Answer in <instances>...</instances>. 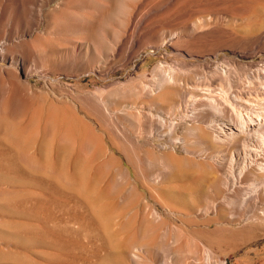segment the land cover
<instances>
[{
  "label": "rangeland",
  "instance_id": "obj_1",
  "mask_svg": "<svg viewBox=\"0 0 264 264\" xmlns=\"http://www.w3.org/2000/svg\"><path fill=\"white\" fill-rule=\"evenodd\" d=\"M7 35L0 264H264L252 176L224 204L205 156L237 142L197 143L211 95L264 70V0H0Z\"/></svg>",
  "mask_w": 264,
  "mask_h": 264
},
{
  "label": "bare ground",
  "instance_id": "obj_2",
  "mask_svg": "<svg viewBox=\"0 0 264 264\" xmlns=\"http://www.w3.org/2000/svg\"><path fill=\"white\" fill-rule=\"evenodd\" d=\"M14 6L15 4L13 3V5L10 6L11 9ZM20 13L23 14V10ZM9 25L10 27L14 25L17 26V19L12 20V25ZM16 39H19L16 35H7L0 38V56L9 59L11 62L14 61L15 58L11 54H8L10 51L8 46ZM247 77L248 79L245 80V82L239 86L237 85V87L233 86L235 88L230 87L227 93L223 92V96L217 97L221 100L220 103H217V101L215 102L211 95L207 108L212 112V117L207 123L205 122L206 125L204 124L209 132L200 128V124L203 123V121L197 124L199 126V134H197L198 145H206L208 147V145H210V139L216 147L220 148L226 147V143L237 142L235 144L236 147L233 149L232 153H230L227 165L228 168L226 167L227 156L221 153L220 150L213 151L210 154L206 152L207 155L204 154L209 158V161L211 160L214 164L225 167L224 171H226V169L228 170V172L226 171L228 175L225 173V175L229 176L228 179H220L218 184H221L224 189L221 196L222 202L224 204L228 203L229 205L233 201L232 196L234 189L239 183V179L234 178L233 174L234 170L237 169H239V173H244L243 171H246L247 175H251L254 180V182L250 183H253V186H251L253 188L250 189L252 191L249 195V192L246 194L248 195L247 197H252L254 203H256L258 199L264 201V164L258 163L259 161L257 162L258 157L264 159V70L261 71L260 69H256L250 71ZM161 86L162 83L159 82L156 84L155 88L150 90L154 91L157 89L158 91ZM184 96L183 94V101L181 100L179 107L184 106ZM214 97L216 98V96ZM226 107L228 109L227 120L226 117H222L226 115ZM218 117L224 119L221 120ZM128 159L131 160L129 156ZM246 167L249 169L246 170ZM79 173L84 176L85 169H79ZM218 184L213 181L211 186L195 190L191 193V202L198 204L199 202L207 200L209 193H212V191L218 194L220 190ZM210 204L213 210L217 211V204L212 201ZM207 209L206 207L205 210ZM262 218H264V210L262 211ZM202 250L204 254L209 257L208 249L203 248Z\"/></svg>",
  "mask_w": 264,
  "mask_h": 264
}]
</instances>
